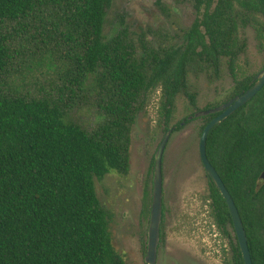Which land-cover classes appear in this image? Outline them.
Instances as JSON below:
<instances>
[{"label": "trees", "instance_id": "obj_1", "mask_svg": "<svg viewBox=\"0 0 264 264\" xmlns=\"http://www.w3.org/2000/svg\"><path fill=\"white\" fill-rule=\"evenodd\" d=\"M172 1L190 3L197 16L180 43L161 47L136 45L121 26L106 35L115 0H0L1 71L10 60L2 33L11 25L38 23L67 49L57 96L30 95L0 79V264H126L112 245L95 179L128 174L132 127L150 92L161 90L167 133L180 96L200 112L190 78L220 80L227 65L231 97L253 85L234 72L246 52L241 31L252 28L264 40V0ZM86 97L99 115L93 129L71 118L69 100ZM217 116L202 117L201 134ZM206 155L238 210L252 264H264V87L210 131ZM208 185L218 227H232L226 202ZM233 264H244L237 241Z\"/></svg>", "mask_w": 264, "mask_h": 264}, {"label": "rangeland", "instance_id": "obj_2", "mask_svg": "<svg viewBox=\"0 0 264 264\" xmlns=\"http://www.w3.org/2000/svg\"><path fill=\"white\" fill-rule=\"evenodd\" d=\"M197 14L190 3L172 0H115L107 14L106 35L125 27L130 39L152 46L178 44ZM120 24V25H119ZM11 25L3 31V44L9 50L8 66L0 70V79L10 81L30 95L57 96L55 84L67 76L62 68L59 39L48 40L38 28ZM121 26V27H120ZM246 52L235 67L236 80L252 78L264 66V40L252 28L241 31ZM220 80L201 76L194 83L197 108L220 107L230 100L234 88L227 65ZM74 106L71 118L86 128L98 124L93 99L69 100ZM195 111L180 96L167 125L174 127ZM198 113V112H197ZM202 117L183 125L171 134L162 160L163 220L156 264H233L236 235L230 225L220 228L209 198L208 179L199 156ZM159 88L150 92L146 105L136 116L131 131L130 167L127 175L109 174L95 179L100 205L110 212L108 230L112 245L126 264H145L147 230L152 201V158L166 132Z\"/></svg>", "mask_w": 264, "mask_h": 264}, {"label": "water", "instance_id": "obj_3", "mask_svg": "<svg viewBox=\"0 0 264 264\" xmlns=\"http://www.w3.org/2000/svg\"><path fill=\"white\" fill-rule=\"evenodd\" d=\"M264 87V69L257 75L254 84L244 93L225 103L224 105L210 109L207 111H200L195 113L193 117H189L188 120L198 117H206L213 114H218L217 117L212 119L208 125L203 129L199 141V156L200 161L207 177L210 178L214 186L219 191L220 195L225 200L233 225V229L237 238L239 249L241 252L244 264H252L247 239L241 218L238 210L221 181L219 175L210 164L206 155V144L207 138L210 131L218 124L227 120L235 111L240 109L251 99H253ZM185 123H181L183 126ZM174 129H170L162 139L155 155H154V166H153V180H152V201L149 218V226L147 230V252L145 256V264H156L157 250L160 241L161 225L163 220V178H162V160L166 145L169 141L171 134ZM260 180L264 183V171L261 173Z\"/></svg>", "mask_w": 264, "mask_h": 264}, {"label": "flooded vegetation", "instance_id": "obj_4", "mask_svg": "<svg viewBox=\"0 0 264 264\" xmlns=\"http://www.w3.org/2000/svg\"><path fill=\"white\" fill-rule=\"evenodd\" d=\"M262 69H264V68H262ZM262 69H261V70H262ZM259 73H260V72H259ZM259 73H258V74H259ZM258 74H257V75H258ZM257 75H255L254 77L251 78V80H252L251 82H252L253 84H254V82H255V80H256ZM251 86H252V85H251ZM242 93H244V92H242ZM242 93H240L239 95H241ZM239 95H236V96H234V97H231L230 100L234 99L235 97H237V96H239ZM230 100H229V101H230ZM229 101H227V102H229ZM227 102H226V103H227ZM207 179H208V182H212V181L210 180L209 177H208ZM259 180H260V179H259ZM260 181H262V180H260ZM262 182H263V181H262ZM224 201H225V200H224ZM226 205H227V204H226ZM232 227H233V225H232Z\"/></svg>", "mask_w": 264, "mask_h": 264}]
</instances>
